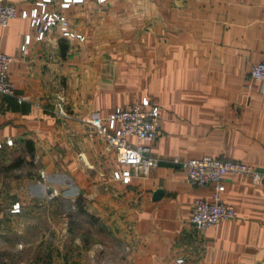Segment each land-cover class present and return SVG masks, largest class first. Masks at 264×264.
Instances as JSON below:
<instances>
[{
	"label": "crops",
	"instance_id": "obj_1",
	"mask_svg": "<svg viewBox=\"0 0 264 264\" xmlns=\"http://www.w3.org/2000/svg\"><path fill=\"white\" fill-rule=\"evenodd\" d=\"M9 1L16 15L0 26V50L15 89L0 93V141L13 144L0 148V244L10 236L18 253L26 247L17 264H46V187L67 182L90 222L80 236L91 243L76 246L74 264H264V178L225 174L221 197L235 216L198 227L192 205L212 186L191 185L172 161L211 155L264 172V81L249 76L264 58V0L49 3L83 40L57 27L38 39L20 15L38 0ZM143 97L159 106L160 133L148 143L158 162L122 182L112 171L127 166L82 118Z\"/></svg>",
	"mask_w": 264,
	"mask_h": 264
},
{
	"label": "built area",
	"instance_id": "obj_2",
	"mask_svg": "<svg viewBox=\"0 0 264 264\" xmlns=\"http://www.w3.org/2000/svg\"><path fill=\"white\" fill-rule=\"evenodd\" d=\"M54 0H38L31 12L21 10L22 17H31V25L36 29V37L42 39L53 27H57L62 37L77 38L83 40L85 36L70 28L67 17L58 9H48L47 5ZM82 0H60L59 8H66L70 2H81ZM104 0H98L102 2ZM16 15L14 4L9 0H0V26H6L11 18ZM30 35L26 34L21 50L24 52ZM12 58L0 50V93L12 95L14 83L8 77V66ZM249 76L264 81V58L254 63ZM25 96L18 97L21 101ZM58 111L65 115L61 104ZM83 122L93 128L95 133L112 146L116 152L119 163L126 165L124 169H114L112 177L122 182H128L132 176L146 174L157 165V158L150 155L149 142H155L160 133L159 106L152 103L147 97L139 102L125 108L115 106L107 114H101L92 110L82 118ZM13 144L11 137L0 141L3 145ZM174 164L185 171L187 181L193 186H212L209 198H198L194 201L191 210L190 221L198 226L215 225L218 222L235 216L232 203L222 199L224 190L223 178L227 173L245 174L254 181L264 178V172L255 166L243 161L229 158L203 155L200 157L172 158ZM42 178H46L44 170L39 171ZM11 212H19L18 201L12 203Z\"/></svg>",
	"mask_w": 264,
	"mask_h": 264
},
{
	"label": "rangeland",
	"instance_id": "obj_3",
	"mask_svg": "<svg viewBox=\"0 0 264 264\" xmlns=\"http://www.w3.org/2000/svg\"><path fill=\"white\" fill-rule=\"evenodd\" d=\"M10 175L6 174L8 177ZM51 178L46 175L47 182L51 183ZM53 179L58 182L60 178L53 176ZM66 184V189L62 191L46 187V213L51 215H46V264H51L60 254L64 257V264H74L76 246L81 243L89 246L91 243L89 237L80 236L82 230H90V222L82 219L88 212L84 208L86 201L80 200L81 197L70 182ZM22 248L24 250L20 249V254L16 247L11 246L10 236L3 239L0 244V264H17L23 257L27 258L26 247Z\"/></svg>",
	"mask_w": 264,
	"mask_h": 264
},
{
	"label": "water",
	"instance_id": "obj_4",
	"mask_svg": "<svg viewBox=\"0 0 264 264\" xmlns=\"http://www.w3.org/2000/svg\"><path fill=\"white\" fill-rule=\"evenodd\" d=\"M161 194H162V190L158 188L154 191L153 198H158L160 197Z\"/></svg>",
	"mask_w": 264,
	"mask_h": 264
}]
</instances>
